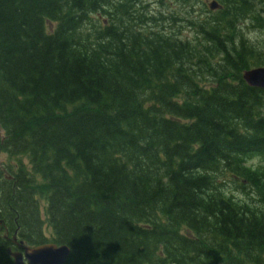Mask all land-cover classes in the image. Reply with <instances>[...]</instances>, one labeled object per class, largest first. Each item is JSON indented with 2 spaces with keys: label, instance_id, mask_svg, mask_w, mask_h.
Here are the masks:
<instances>
[{
  "label": "trees",
  "instance_id": "obj_1",
  "mask_svg": "<svg viewBox=\"0 0 264 264\" xmlns=\"http://www.w3.org/2000/svg\"><path fill=\"white\" fill-rule=\"evenodd\" d=\"M204 1L0 0V264H264V0Z\"/></svg>",
  "mask_w": 264,
  "mask_h": 264
},
{
  "label": "water",
  "instance_id": "obj_2",
  "mask_svg": "<svg viewBox=\"0 0 264 264\" xmlns=\"http://www.w3.org/2000/svg\"><path fill=\"white\" fill-rule=\"evenodd\" d=\"M213 1L210 8H217ZM242 79L251 87L264 89V67H258L244 71ZM70 249L65 245L46 243L35 247H23L22 252H10L7 254L13 258L14 264H64Z\"/></svg>",
  "mask_w": 264,
  "mask_h": 264
},
{
  "label": "rangeland",
  "instance_id": "obj_3",
  "mask_svg": "<svg viewBox=\"0 0 264 264\" xmlns=\"http://www.w3.org/2000/svg\"><path fill=\"white\" fill-rule=\"evenodd\" d=\"M210 1H211V0H205V1H204L206 7H207V5H208V3H209ZM167 2H168V1H166V3H167ZM164 7H165V6H164ZM164 7H163V8H164ZM163 8H162V9H163ZM256 37H258V34L256 35ZM0 161H5V162H7V159H6V157H5L4 155L1 154V155H0ZM22 161H23V163L26 164V161H25L24 159H22ZM249 163H253L254 165H257V164H262V165H264V163L261 162V160L256 159V158L250 160Z\"/></svg>",
  "mask_w": 264,
  "mask_h": 264
},
{
  "label": "bare ground",
  "instance_id": "obj_4",
  "mask_svg": "<svg viewBox=\"0 0 264 264\" xmlns=\"http://www.w3.org/2000/svg\"><path fill=\"white\" fill-rule=\"evenodd\" d=\"M1 222V221H0ZM38 246V245H37ZM66 246V245H65ZM9 251L11 252H16V249L13 247V244L12 246L8 247ZM158 250V249H157ZM156 253V252H155Z\"/></svg>",
  "mask_w": 264,
  "mask_h": 264
}]
</instances>
